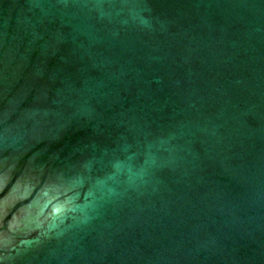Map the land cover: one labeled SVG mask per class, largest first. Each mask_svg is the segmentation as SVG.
I'll list each match as a JSON object with an SVG mask.
<instances>
[{"label": "water", "instance_id": "95a60500", "mask_svg": "<svg viewBox=\"0 0 264 264\" xmlns=\"http://www.w3.org/2000/svg\"><path fill=\"white\" fill-rule=\"evenodd\" d=\"M0 264H264V0H0Z\"/></svg>", "mask_w": 264, "mask_h": 264}]
</instances>
